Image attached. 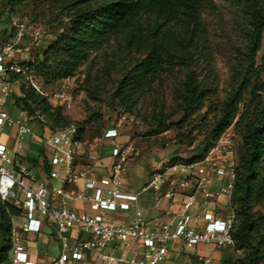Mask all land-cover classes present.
Here are the masks:
<instances>
[{
	"label": "trees",
	"instance_id": "16d2710c",
	"mask_svg": "<svg viewBox=\"0 0 264 264\" xmlns=\"http://www.w3.org/2000/svg\"><path fill=\"white\" fill-rule=\"evenodd\" d=\"M221 1L230 14L223 45L213 40L206 17L218 7L215 0H0L10 15L60 27L27 63L42 85L74 76L99 53L110 87L102 89L99 83L93 87L101 75L88 72V95L95 98L94 88L97 93L103 90L112 107L134 114L155 80L184 67L182 81L173 90V109L154 115L150 133L175 130L176 141L190 146L201 138L198 153L189 162L193 163L234 125L239 140L231 234L238 252L223 264H264V0ZM217 54H225L230 71L224 93ZM7 75L9 82L19 85V92L11 94L13 105L29 117L42 113L46 128L75 123L80 133L92 118L102 117L93 112L87 121H74L24 75L12 71ZM19 160L37 164L31 157ZM42 165L48 173L46 158ZM21 214L19 207L0 199V264H11L12 218Z\"/></svg>",
	"mask_w": 264,
	"mask_h": 264
},
{
	"label": "built area",
	"instance_id": "2783aa9c",
	"mask_svg": "<svg viewBox=\"0 0 264 264\" xmlns=\"http://www.w3.org/2000/svg\"><path fill=\"white\" fill-rule=\"evenodd\" d=\"M13 22V35L11 38L0 41V131L4 127H16L19 138L18 150L11 148L0 141V199L19 207L26 221L22 226L12 225L11 264H37L27 252L22 235L29 232H39L43 223L52 222L57 229L60 245L59 255L52 259L51 264H68L70 260L79 261L88 250H102L109 243L118 240L126 243L131 239L140 240L146 247L142 258L125 259L115 258L106 253H100L99 258L105 264L113 261H126L128 264H163L169 240L181 239L188 245L197 243H210L216 247L234 246L235 241L231 230L235 221V212L232 207V196L237 177L236 148L239 134L231 125L219 138L213 141L201 160L186 165L174 163L153 170L143 191H159L163 186L169 185L164 196L174 198L178 194H185L183 205L192 206L201 196L208 198H226L229 201V211L224 217H217L213 211L203 212L205 224L201 229L190 225V215L182 214L175 222L162 224L154 231H147L145 221L138 216L126 225L116 223L111 214L118 210H128L131 201L136 195L125 191L124 175L127 169L132 145H125L114 141L111 155L114 162L109 172L103 175L98 182L89 180L85 183V190L70 191L61 187H52L47 183H37L27 163L19 160L23 144V136L32 131L31 123L36 121L43 126L47 124L46 117L36 112L29 117L26 110L19 109L17 116L12 115L4 106L11 98L13 85L18 81H8V71L24 75L29 84L33 85L45 96L47 101L64 111H71L76 102L77 83L74 76L64 78L54 84L37 85L39 80L27 63V49L30 45L39 44L47 35L45 27L41 24L30 23L23 19L11 16ZM27 40L30 41L26 42ZM27 44V46H25ZM48 134L43 143L46 146L47 158L50 164L60 166L63 170L64 183L77 185L82 173L76 168V160L81 150V143L77 140L78 127L75 123L66 126L46 128ZM118 130L110 127L105 130L104 136L112 138L118 136ZM90 155V160L95 159ZM208 167L225 177V184L211 191L206 177H173L174 172L184 168ZM93 164L88 163L86 168L93 170ZM179 189V190H178ZM182 191V192H181ZM89 201L88 211H76L69 208L71 200ZM78 229L85 238L73 237L71 232ZM236 248V247H235ZM238 252V250L236 249ZM204 264L213 263L210 257L203 259Z\"/></svg>",
	"mask_w": 264,
	"mask_h": 264
},
{
	"label": "crops",
	"instance_id": "0c3cea01",
	"mask_svg": "<svg viewBox=\"0 0 264 264\" xmlns=\"http://www.w3.org/2000/svg\"><path fill=\"white\" fill-rule=\"evenodd\" d=\"M35 58L36 56H33L29 61L32 62ZM13 91L14 93L19 92L18 84L13 85ZM4 108L12 115L17 116L18 109L13 105L11 98L6 101ZM31 126L32 131L23 136L21 140L23 148L18 152L20 157H31L37 160L35 166L28 164L33 179L37 183H47L52 187L62 186L65 190L70 191L85 190L90 193L91 191L85 188V183L89 180L98 182L103 175L109 172V168L114 162V157L111 155L112 144L114 141L121 142L119 139L120 137L118 136L114 139L107 138L104 139L103 146L94 145L86 153L80 151L81 154L84 153L82 155L84 163L78 164L76 160V168L82 173V175L78 180L77 185H73L64 183L62 168L60 166L52 165L48 161L46 146L43 143L44 137L48 134L46 127L36 121H33ZM0 141L7 144L12 151H17L19 138L16 127H4L2 131H0ZM137 153L138 152H136V154ZM91 154L95 155L96 158L90 160ZM44 158L47 159L50 165V171L48 173L44 170L42 165ZM128 162L127 164L129 165ZM88 163L93 164L94 167L92 171L87 170L86 166ZM164 166H167V164ZM157 167L159 166H156L155 168ZM155 168H153L151 172H145L140 168L128 167L126 169L124 175V189L130 194L136 195V200L131 201V206L128 210H118L110 215L116 223L126 225L138 216H141L145 221L146 230L154 231L166 222H175L185 213L190 215V225L196 229H201L205 224V220L203 219L204 211H213L217 217L221 218L228 213L229 201L226 198L215 197L214 195L208 198L199 196L198 200L192 206L185 208L183 201L185 194L189 191H186L185 194H178L174 198H167L164 196L165 192L172 188L169 185L163 186L159 191H143V188ZM173 177H206L211 191L216 190L225 184V177L223 175H219L216 171L205 166L184 168L178 173L174 172ZM89 204V201L81 199L68 202V206L71 209L91 212ZM12 221L13 224L20 228L26 219L22 213L21 215L13 216ZM71 234L73 237L85 238V235L80 234L79 230L76 228L72 230ZM22 237L30 258L37 264H51L52 259L59 255L60 245L57 237V229L49 220L43 223L39 232L25 233ZM145 251L146 247L140 240L131 239L126 243L114 240L104 249L100 251L88 250L84 253L81 260H70L68 264H105L99 258L100 253H106L115 258H142ZM236 253V248L230 245L216 247L213 244L204 242L188 245L181 239L169 240L163 264H204L203 259L205 257H210L213 263L223 264L225 260L234 256ZM111 264L128 263L126 261L120 262L115 260Z\"/></svg>",
	"mask_w": 264,
	"mask_h": 264
},
{
	"label": "rangeland",
	"instance_id": "374dc122",
	"mask_svg": "<svg viewBox=\"0 0 264 264\" xmlns=\"http://www.w3.org/2000/svg\"><path fill=\"white\" fill-rule=\"evenodd\" d=\"M218 4L216 9L209 11L206 14L211 24V34L213 40L219 44H225L228 40L230 14L226 4L221 0H215ZM7 10H5L0 2V41L6 40L13 35V22ZM19 18V17H17ZM30 22L27 18H20ZM32 23V22H30ZM45 27L47 36L42 41L35 45H30L27 49V59L38 54V51L45 47L53 36L59 32L60 27L57 25H47L46 23H38ZM230 32V31H229ZM26 42H29L27 40ZM27 46V44L25 45ZM262 52L259 53V57ZM216 67L220 77V88L224 91L228 88L230 79V71L227 64L225 54L216 55ZM184 67L177 68L174 74H162L160 80H155L151 87L146 90L141 98L136 112L128 114L118 107H112L109 103V96L104 91H97L94 88L95 98H91L85 89V78L90 72L92 77L97 73L101 75L100 81L95 80L92 86L99 83L102 89L110 87V80L107 75H104V65L102 57L99 53L93 54L76 72L74 78L77 83L76 102L71 111H64L74 121H87L90 119L93 112L99 113L100 119L92 118L88 121L84 130L77 134V140L82 144L81 150L86 153L92 146H103L105 130L110 127H115L118 130L120 141L125 144H133V150L129 158L127 168H140L143 171L151 172L156 166L163 167L174 163H182L184 165L190 162V159L198 153L196 146L199 140L193 145L180 144L176 141L175 130H169L162 134H151L150 129L153 127L152 119L159 111L169 112L173 109V90L181 83L184 76ZM37 85L44 88L38 80ZM187 133L186 129H183ZM200 150L203 151L204 146L200 145ZM136 152H138L136 154ZM83 153V154H84ZM83 154H78V164L84 163ZM173 159V161H171Z\"/></svg>",
	"mask_w": 264,
	"mask_h": 264
}]
</instances>
